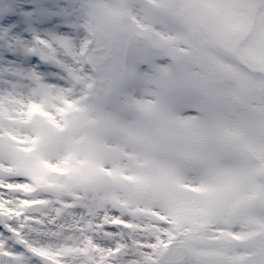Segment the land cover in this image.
I'll use <instances>...</instances> for the list:
<instances>
[{"label":"snow or ice","instance_id":"obj_1","mask_svg":"<svg viewBox=\"0 0 264 264\" xmlns=\"http://www.w3.org/2000/svg\"><path fill=\"white\" fill-rule=\"evenodd\" d=\"M0 264H264V0H0Z\"/></svg>","mask_w":264,"mask_h":264}]
</instances>
